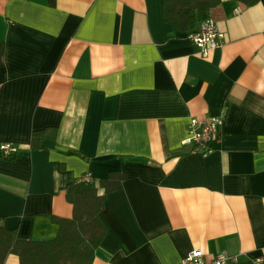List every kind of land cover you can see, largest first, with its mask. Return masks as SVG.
Returning a JSON list of instances; mask_svg holds the SVG:
<instances>
[{
  "label": "crops",
  "instance_id": "0c3cea01",
  "mask_svg": "<svg viewBox=\"0 0 264 264\" xmlns=\"http://www.w3.org/2000/svg\"><path fill=\"white\" fill-rule=\"evenodd\" d=\"M210 16L224 37L203 54L163 0H0V143L18 147L0 154L5 226L54 238L52 216L73 215L68 186L119 169L92 264L264 258V0H221ZM221 114L213 152L183 145L192 116Z\"/></svg>",
  "mask_w": 264,
  "mask_h": 264
},
{
  "label": "trees",
  "instance_id": "16d2710c",
  "mask_svg": "<svg viewBox=\"0 0 264 264\" xmlns=\"http://www.w3.org/2000/svg\"><path fill=\"white\" fill-rule=\"evenodd\" d=\"M252 5L259 0H239ZM221 0H163V18L173 21L181 30H195L199 23L210 15L213 7ZM4 44L0 43V61L4 59ZM52 128L32 130L31 148L43 146L42 139ZM55 134V132H54ZM76 153L77 151H71ZM79 153V152H77ZM15 155H4L14 158ZM123 173L119 169L110 170L107 177L86 181H73L66 190L67 199L73 204L71 217L52 216L59 225L56 237L35 240L18 236L15 228L5 226L0 217V264L7 255L17 253L20 264H92L96 249L107 232V226L99 213L107 194L123 185ZM100 188H104L100 192Z\"/></svg>",
  "mask_w": 264,
  "mask_h": 264
},
{
  "label": "built area",
  "instance_id": "2783aa9c",
  "mask_svg": "<svg viewBox=\"0 0 264 264\" xmlns=\"http://www.w3.org/2000/svg\"><path fill=\"white\" fill-rule=\"evenodd\" d=\"M191 39L200 48L203 54L220 45L224 33L219 29L212 16L202 20L198 27L190 34ZM224 120V114L205 115L203 117L192 116L188 125L187 134L183 137V145L189 146L191 152L208 155L215 149V142L219 139L220 129ZM17 145L12 143H0V154L10 155L16 152ZM83 180L92 181L94 177L91 173H86L81 177ZM239 260L237 255H232L227 251H220L208 256L200 249L191 250L183 257L178 264H235ZM264 258L255 257L252 264H261Z\"/></svg>",
  "mask_w": 264,
  "mask_h": 264
}]
</instances>
